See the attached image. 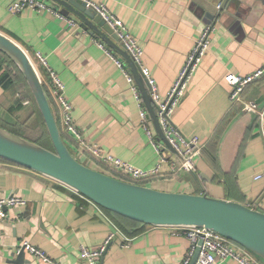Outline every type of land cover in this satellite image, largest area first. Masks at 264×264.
<instances>
[{"label": "crops", "instance_id": "crops-1", "mask_svg": "<svg viewBox=\"0 0 264 264\" xmlns=\"http://www.w3.org/2000/svg\"><path fill=\"white\" fill-rule=\"evenodd\" d=\"M11 1L0 0V31L32 56L49 94L48 68L56 72L83 144H97L103 153L139 168L160 163L157 174L143 183L156 189L206 193L264 211V145L258 115L244 111L242 102L230 101V86L224 80L228 72L245 75L264 64V0H229L217 12L219 0H92L104 3L135 36L143 49L142 63L161 93L171 85L203 26L213 22L207 52L171 115L181 132L197 136L202 146L192 171L175 168L178 158L160 136L147 82L133 60L123 57L118 39L112 38L117 49L81 27L72 13L65 16L74 19V25L45 10L12 13ZM46 4L61 13L49 1ZM106 47L121 57L123 68ZM36 52L44 56L47 66ZM123 69L132 75L139 100ZM50 96L70 151L88 166L116 176L63 126L60 107ZM242 96L262 105L264 75L249 83ZM18 97L15 86L0 85V127L18 130L10 131L36 142L43 125L29 100L14 107ZM141 105L161 143L160 151L141 124ZM33 121L41 127L33 130ZM12 194L26 203L9 207L7 216L0 218V264H87L80 246L96 248L113 231L99 264H181L189 248L188 238L167 225L145 224L129 237L117 225L124 220L112 219L84 195L42 173L1 161L0 196ZM122 235L130 238L127 243ZM24 240L43 248L53 262L38 260L25 250L24 261H15ZM217 264L239 263L226 258Z\"/></svg>", "mask_w": 264, "mask_h": 264}, {"label": "water", "instance_id": "water-1", "mask_svg": "<svg viewBox=\"0 0 264 264\" xmlns=\"http://www.w3.org/2000/svg\"><path fill=\"white\" fill-rule=\"evenodd\" d=\"M43 1H49L58 7L64 15L74 14V19L78 20L81 27L90 34L98 35L108 44L114 45L112 38L118 39L113 28L87 6L84 0ZM228 1L219 0L216 12L221 11ZM114 47L118 49L116 45ZM0 51L14 61L24 76L53 147L47 148L0 127L1 159L42 173L103 208L145 224L193 225L215 230L251 251L264 263V211L206 193L159 190L115 177L81 162L62 138L42 80L30 55L17 41L1 31ZM121 53L124 58L131 60L125 51ZM160 136L170 147L161 129ZM200 244L199 240L187 264H196ZM15 261H24L22 248L17 252Z\"/></svg>", "mask_w": 264, "mask_h": 264}, {"label": "built area", "instance_id": "built-area-1", "mask_svg": "<svg viewBox=\"0 0 264 264\" xmlns=\"http://www.w3.org/2000/svg\"><path fill=\"white\" fill-rule=\"evenodd\" d=\"M84 1L86 2L87 6L91 7L113 28L122 48L133 60V62L139 67L141 74L146 79L149 88V95L155 107L156 118L159 127L171 149L175 152L178 158V162L175 165V168L178 170L186 171L194 170V157L200 154L202 146L197 136H185L181 132V130L173 123L171 115L175 107L179 103L180 98L184 94L192 74L196 70L204 54L207 52L210 42V35L215 27L213 22L207 23L203 26L191 49L183 60V63L178 69L171 85L164 93H161L157 88L155 79L152 76L149 68L142 63V47L139 45L135 36L128 30L123 20L116 16L104 3H98L92 0ZM27 8H31L37 11L45 10L59 16L70 25L75 24L74 19L68 18L64 14L59 13L57 10H54L43 0H12L9 4L8 9L12 13H18ZM99 44L102 45V43L100 42ZM105 50L113 58L115 64L120 68H123L121 59L117 55L112 54V52L109 51L107 47ZM36 55L39 58L40 62L47 66V62L44 56H42L40 52H36ZM123 70L128 82L131 85L135 97L137 98V100H139V93L136 89V86L133 84L132 75L127 70ZM48 73L51 82V91L49 90V95H52L53 102L58 104L60 107V117L63 126L75 136V139L79 144L84 145L86 150L96 160L105 163V165L107 166H110L114 171L113 173L117 174L115 177L128 181L140 183V181L146 180L157 174V172L159 171L160 163H158L154 168L151 169L139 168L109 153H103L101 151V148L97 144H83L82 136L77 127L74 125L70 114L71 104L63 94V83L55 71L48 68ZM263 75L264 64L256 68L251 73L245 75L228 72L225 75L224 80L230 86V101L232 103L242 102L244 109L250 112L257 113L258 130L264 145V103L262 105H259L255 100H244L242 96L244 88L249 83L259 79ZM24 102L27 103L28 100H25ZM139 115L141 124L149 138V141L157 151H160L161 143L158 139L155 138L154 132L148 124L147 112L142 105L139 108ZM161 158V161H163L164 156H161ZM256 177H261V174H258ZM25 203V198L15 194L0 196V218H5L7 216V209L9 207L15 205H23ZM168 226H170L171 229L175 232L184 234L189 240V248L181 264H187L189 262L190 258L196 250V246L198 245L199 240L201 241V244L196 264H217L219 260H223L226 258H232L239 264H260L257 257L251 251H249L242 245L226 238L224 235L215 230L193 225ZM114 235V231L110 232L106 236L105 240L96 248H88L87 246L81 245V257L86 261L87 264H99L100 258L103 255L107 244L112 240ZM129 239V237L123 236L124 243H127ZM21 248L32 254L38 260L50 263L53 262L43 248L31 244L29 241H22L19 244L17 250H20Z\"/></svg>", "mask_w": 264, "mask_h": 264}, {"label": "trees", "instance_id": "trees-1", "mask_svg": "<svg viewBox=\"0 0 264 264\" xmlns=\"http://www.w3.org/2000/svg\"><path fill=\"white\" fill-rule=\"evenodd\" d=\"M9 65H12L13 67L16 68L18 74L22 77V80L24 81V85L26 87V91L25 92H23V91L22 92H19V97H18V99H17L16 104L14 105V107L15 108L20 107L21 103H23L24 100H29L33 104V106H35L37 115H38V117H39V119H40V121H41L44 129L42 130V132H40L34 138V140L36 142H38L39 144H41L42 146H45L47 148L52 149L53 148L52 147V143H51L50 138H49V136L47 134V131H46V128H45V125H44L42 116H41V114L39 112V109H38L36 103H35V100L33 98L32 93L29 90V87L27 86V84H26L23 76L20 74V71L17 69L16 65L11 61V59L5 53H3L1 51H0V85L2 87H4V88H8L10 86H15L16 79L14 77V73L12 72V70H10V69L7 68ZM42 84H43L45 93L47 95V98H48V100L50 102V105H51V107L53 109V112H54V115H55V109L53 107L52 100L50 99V95L48 93L47 87H46V85H45L44 82H42ZM57 123L60 126L58 120H57ZM9 129L12 130V131L18 132V130L11 129V128H9ZM0 161H3V162H7V163L12 164L11 162H8V161L3 160L1 158H0ZM146 182L147 181H145V180L140 181V183H146ZM104 209L111 216L112 219H116L117 221L124 220L126 222V223H117V225L129 237L130 236H133L136 233H138L140 231V227L145 225V223H142V222H139L137 220H134V219L125 217V216L120 215V214H117V213L112 212V211H110V210H108L106 208H104ZM119 222H121V221H119Z\"/></svg>", "mask_w": 264, "mask_h": 264}, {"label": "rangeland", "instance_id": "rangeland-1", "mask_svg": "<svg viewBox=\"0 0 264 264\" xmlns=\"http://www.w3.org/2000/svg\"><path fill=\"white\" fill-rule=\"evenodd\" d=\"M30 57H31V60L33 61L35 67L37 68L36 62L33 60V58H32L31 55H30ZM11 61L14 63V61H13L12 59H11ZM14 64H15V63H14ZM15 65H16V64H15ZM16 67H17V69L19 70V68H18L17 65H16ZM7 68L10 69V70H12V72L14 73V77H15V79H16L15 88H16L19 92H22V91L25 92V91H26V87H25V85H24V81L22 80V77L18 74L16 68L13 67L12 65H9ZM14 68H15V69H14ZM19 71H20V70H19ZM37 71H38V73H39V75H40V72H39L38 68H37ZM20 74L22 75L21 71H20ZM22 76H23V75H22ZM23 78H24V76H23ZM40 78H41V75H40ZM24 80H25V78H24ZM41 80H42V79H41ZM25 82H26V80H25ZM42 82H43V81H42ZM26 84H27V82H26ZM27 86H28V84H27ZM28 87H29V86H28ZM29 90H30V88H29ZM30 127L33 128V130H34V129L37 130L38 128L41 127V125H40V123L37 124L36 122L34 123V121H33V122L30 123Z\"/></svg>", "mask_w": 264, "mask_h": 264}]
</instances>
